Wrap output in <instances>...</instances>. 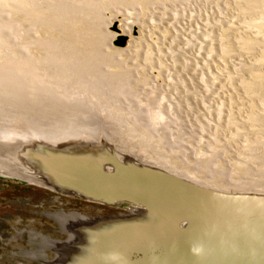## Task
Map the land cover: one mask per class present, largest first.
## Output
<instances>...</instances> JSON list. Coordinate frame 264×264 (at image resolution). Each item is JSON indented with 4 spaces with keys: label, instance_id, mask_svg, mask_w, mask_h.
Instances as JSON below:
<instances>
[{
    "label": "rangeland",
    "instance_id": "obj_1",
    "mask_svg": "<svg viewBox=\"0 0 264 264\" xmlns=\"http://www.w3.org/2000/svg\"><path fill=\"white\" fill-rule=\"evenodd\" d=\"M263 151L264 0H0V264H239Z\"/></svg>",
    "mask_w": 264,
    "mask_h": 264
},
{
    "label": "water",
    "instance_id": "obj_2",
    "mask_svg": "<svg viewBox=\"0 0 264 264\" xmlns=\"http://www.w3.org/2000/svg\"><path fill=\"white\" fill-rule=\"evenodd\" d=\"M242 243L245 244L235 248L241 256L239 264H264V242H259V245L254 241L244 239Z\"/></svg>",
    "mask_w": 264,
    "mask_h": 264
},
{
    "label": "bare ground",
    "instance_id": "obj_3",
    "mask_svg": "<svg viewBox=\"0 0 264 264\" xmlns=\"http://www.w3.org/2000/svg\"><path fill=\"white\" fill-rule=\"evenodd\" d=\"M227 11V10H226ZM38 34V33H37ZM33 48V47H32ZM34 50V49H33ZM243 71V70H242ZM242 88V87H241ZM244 96V95H243ZM237 101V100H236ZM246 102V101H245ZM236 109V108H235ZM262 116V115H261ZM263 119V118H262ZM216 125V124H215ZM259 135V134H258ZM207 138V137H206ZM181 139V138H180ZM225 142V141H224ZM229 143V142H228ZM252 144V146H253V143H251ZM250 145V144H249ZM254 146H255V144H254ZM245 147V146H244ZM247 147V146H246ZM250 147V146H249ZM251 148V147H250ZM255 148V147H254ZM247 149V148H246ZM205 149H203V151H204ZM245 150V149H244ZM257 150V149H256ZM239 151V150H238ZM243 151V150H242ZM247 151H248V149H247ZM213 152H215V151H213ZM252 152H253V150H252ZM261 152V151H260ZM260 152H259V154H260ZM264 152V151H263ZM229 153V152H228ZM233 153V152H232ZM246 153V152H245ZM249 153V152H248ZM250 153H251V150H250ZM256 153V152H255ZM238 154H239V152H238ZM241 154V153H240ZM247 154V153H246ZM257 154V153H256ZM231 155V154H230ZM250 155V154H249ZM208 156V155H207ZM243 156H245V155H243ZM251 156V155H250ZM252 156H254V155H252ZM258 156V155H257ZM262 156V155H261ZM231 157V156H230ZM249 157V156H248ZM259 157V156H258ZM199 158V157H198ZM208 158V157H207ZM244 158V157H243ZM243 158H241V160H243ZM196 159V158H195ZM194 159V160H195ZM261 159V158H260ZM223 160V159H222ZM226 160V159H225ZM249 160V159H248ZM250 160H251V158H250ZM221 161V160H220ZM224 161V160H223ZM260 161V160H259ZM231 162V161H230ZM256 162V161H255ZM237 163V162H236ZM210 164V163H209ZM225 164V163H224ZM239 164V163H238ZM242 164V163H241ZM240 164V165H241ZM243 164H244V161H243ZM245 165H246V163H245ZM242 166V165H241ZM201 168V167H200ZM203 168V167H202ZM229 169V168H228ZM202 171V170H201ZM211 175V174H210ZM216 175V174H215ZM220 175V174H219ZM28 176V175H27ZM216 176H218V175H216ZM243 179V178H242ZM216 181V180H215ZM251 183V182H250ZM241 184H243V183H241Z\"/></svg>",
    "mask_w": 264,
    "mask_h": 264
}]
</instances>
